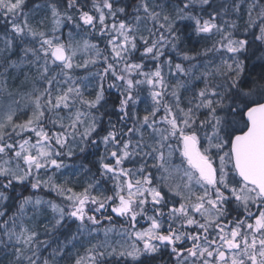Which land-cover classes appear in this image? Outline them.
Returning a JSON list of instances; mask_svg holds the SVG:
<instances>
[{
  "label": "snow or ice",
  "instance_id": "obj_1",
  "mask_svg": "<svg viewBox=\"0 0 264 264\" xmlns=\"http://www.w3.org/2000/svg\"><path fill=\"white\" fill-rule=\"evenodd\" d=\"M0 264H264V0H0Z\"/></svg>",
  "mask_w": 264,
  "mask_h": 264
}]
</instances>
